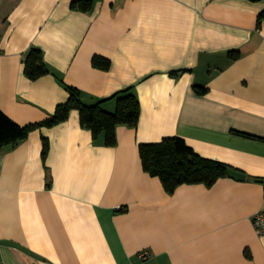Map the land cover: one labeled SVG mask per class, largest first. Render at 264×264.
I'll return each mask as SVG.
<instances>
[{
	"label": "crops",
	"instance_id": "0c3cea01",
	"mask_svg": "<svg viewBox=\"0 0 264 264\" xmlns=\"http://www.w3.org/2000/svg\"><path fill=\"white\" fill-rule=\"evenodd\" d=\"M76 1L0 0L1 110L42 122L70 85L113 112L133 88L140 120L107 146L72 110L0 151V264H264V0ZM33 48L51 70L36 80ZM167 137L246 178L168 193L140 156Z\"/></svg>",
	"mask_w": 264,
	"mask_h": 264
},
{
	"label": "trees",
	"instance_id": "16d2710c",
	"mask_svg": "<svg viewBox=\"0 0 264 264\" xmlns=\"http://www.w3.org/2000/svg\"><path fill=\"white\" fill-rule=\"evenodd\" d=\"M74 6L89 10L92 0H78ZM264 20V11L258 18V26ZM233 58L239 52H231ZM95 66L108 68L110 60L96 56L93 59ZM51 72L44 60L43 52L33 48L26 57L25 74L36 80ZM70 96L65 103L57 106L53 115L42 122L22 126L12 120L0 108V151L7 146H13L26 139L29 133L42 126H56L68 120L72 110H78L81 125L92 131L94 139L104 138L107 146L117 143V127L126 125L136 127L140 120L141 103L133 88L116 93V110L111 112L105 109L104 104L109 99L98 100L93 105L83 101L81 91L73 86L66 85ZM198 92H204L198 89ZM48 142L44 143V156L47 155ZM140 156L144 169L152 176L159 177L170 194L184 184H205L212 186L218 179L229 176V165L220 161L205 158L194 151L186 141L180 137H167L158 143L141 144Z\"/></svg>",
	"mask_w": 264,
	"mask_h": 264
},
{
	"label": "built area",
	"instance_id": "2783aa9c",
	"mask_svg": "<svg viewBox=\"0 0 264 264\" xmlns=\"http://www.w3.org/2000/svg\"><path fill=\"white\" fill-rule=\"evenodd\" d=\"M119 209H121V207H118V210ZM253 223L258 234L264 235V211H259L254 215ZM138 256L142 260H147L152 257V253L146 249L141 251Z\"/></svg>",
	"mask_w": 264,
	"mask_h": 264
},
{
	"label": "water",
	"instance_id": "95a60500",
	"mask_svg": "<svg viewBox=\"0 0 264 264\" xmlns=\"http://www.w3.org/2000/svg\"><path fill=\"white\" fill-rule=\"evenodd\" d=\"M228 175L236 180H244L246 178V175L235 168H228Z\"/></svg>",
	"mask_w": 264,
	"mask_h": 264
}]
</instances>
